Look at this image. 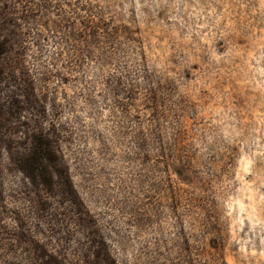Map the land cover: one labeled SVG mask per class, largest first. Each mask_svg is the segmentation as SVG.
<instances>
[{
  "label": "rangeland",
  "instance_id": "1",
  "mask_svg": "<svg viewBox=\"0 0 264 264\" xmlns=\"http://www.w3.org/2000/svg\"><path fill=\"white\" fill-rule=\"evenodd\" d=\"M0 264H264V0H0Z\"/></svg>",
  "mask_w": 264,
  "mask_h": 264
},
{
  "label": "trees",
  "instance_id": "2",
  "mask_svg": "<svg viewBox=\"0 0 264 264\" xmlns=\"http://www.w3.org/2000/svg\"><path fill=\"white\" fill-rule=\"evenodd\" d=\"M36 142L34 143V150L32 155L28 158H21L19 160V169L27 175L30 179H33L37 183L47 184L52 179V174L46 166V162L41 163L42 166H34V162H37L39 158H44V160L52 161L54 152L47 145V143L41 139V137H36ZM30 159V160H29ZM32 162V163H31ZM39 181V182H38Z\"/></svg>",
  "mask_w": 264,
  "mask_h": 264
}]
</instances>
